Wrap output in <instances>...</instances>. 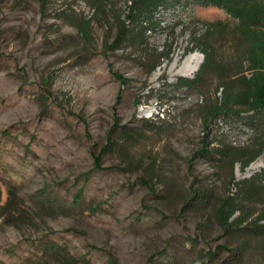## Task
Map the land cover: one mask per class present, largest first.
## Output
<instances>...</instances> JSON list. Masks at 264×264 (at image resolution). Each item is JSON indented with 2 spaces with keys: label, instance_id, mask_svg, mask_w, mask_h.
I'll list each match as a JSON object with an SVG mask.
<instances>
[{
  "label": "rangeland",
  "instance_id": "rangeland-1",
  "mask_svg": "<svg viewBox=\"0 0 264 264\" xmlns=\"http://www.w3.org/2000/svg\"><path fill=\"white\" fill-rule=\"evenodd\" d=\"M129 1L105 0L97 14L87 0H0V264H61L66 255L264 264V177L243 183L264 159L242 171L213 152L254 133L242 119L202 121L223 80L250 77L247 35L264 27V0H160L152 27L108 49ZM71 10L92 19L87 41L61 15ZM208 28L217 70L181 88L200 69L180 74L199 54L191 36ZM159 54L169 57L151 71ZM114 126L125 131L101 155ZM195 190L210 207L187 208ZM226 200L236 208L229 222L241 216L231 230L214 213Z\"/></svg>",
  "mask_w": 264,
  "mask_h": 264
},
{
  "label": "trees",
  "instance_id": "trees-1",
  "mask_svg": "<svg viewBox=\"0 0 264 264\" xmlns=\"http://www.w3.org/2000/svg\"><path fill=\"white\" fill-rule=\"evenodd\" d=\"M160 0H130L126 6L127 15L124 21L119 22V29L116 38L113 40L112 45L108 49L115 48L120 42L119 40L128 41L130 44L137 38L142 36L150 26V18L152 17L153 10ZM105 0H87V4L95 11L100 13L104 7ZM61 15L67 22L74 26L78 35L85 41L90 38V24L92 19H85L74 13V11H62ZM212 33L208 28L203 35L193 33L191 36L193 49L203 56V62L200 69L194 78L187 80L180 78L178 86L185 89L197 88L201 83V79L205 72L217 70L214 60V54L211 48ZM162 55L168 58V54H159L156 57L150 70L154 71L156 67L160 66ZM245 62L248 67L250 77L241 75L235 80L225 79L218 87L220 92V99L207 107L203 112L202 121L205 125L211 119H224L233 121L236 118L242 119L243 124L253 131L251 141L243 146L233 147L231 144H221L218 149H213V152L224 154L231 157L233 164L239 163V168L242 171L253 163L259 157L264 159V27L249 30L247 35V50L245 55ZM122 130L119 134L123 133V127L114 126L108 134L105 147L101 151L103 155L106 151L115 150L118 146V141L114 139V135L118 130ZM205 150H202L200 155L204 156ZM100 157V155H99ZM95 160L97 164L100 163V158ZM264 177V169L254 174L250 180H245L243 183L249 184L254 179ZM87 179L83 177L85 182ZM193 196L186 204L189 209H207L210 207V198L207 192L195 190ZM81 191H78L74 196L73 201L78 202ZM218 222L224 230H231L230 227L240 223L241 216L229 222V219L236 213V208L229 201L226 200L218 208L214 210ZM55 248V245L50 244L49 250ZM213 255V254H212ZM210 254V256H212ZM61 264H87L85 262L78 263L76 259L66 255L60 258ZM148 264H165L158 259L149 260ZM172 264V263H166Z\"/></svg>",
  "mask_w": 264,
  "mask_h": 264
},
{
  "label": "bare ground",
  "instance_id": "bare-ground-1",
  "mask_svg": "<svg viewBox=\"0 0 264 264\" xmlns=\"http://www.w3.org/2000/svg\"><path fill=\"white\" fill-rule=\"evenodd\" d=\"M202 62V56L199 54H191L183 63V66L180 70V74L185 77L191 78L195 72L198 71V68Z\"/></svg>",
  "mask_w": 264,
  "mask_h": 264
}]
</instances>
